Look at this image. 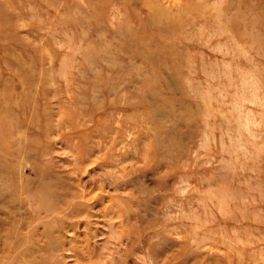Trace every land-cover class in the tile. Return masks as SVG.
Returning <instances> with one entry per match:
<instances>
[{
    "label": "rangeland",
    "instance_id": "1",
    "mask_svg": "<svg viewBox=\"0 0 264 264\" xmlns=\"http://www.w3.org/2000/svg\"><path fill=\"white\" fill-rule=\"evenodd\" d=\"M0 264H264V0H0Z\"/></svg>",
    "mask_w": 264,
    "mask_h": 264
},
{
    "label": "bare ground",
    "instance_id": "2",
    "mask_svg": "<svg viewBox=\"0 0 264 264\" xmlns=\"http://www.w3.org/2000/svg\"><path fill=\"white\" fill-rule=\"evenodd\" d=\"M7 122V121H6ZM13 128V127H12ZM9 130V129H8ZM4 184V183H3ZM6 184V183H5ZM3 186V185H2ZM44 192L43 190H41L40 188L36 189V191H33L31 193H29L30 195H33L35 199H37V202H40V205L42 207L45 206V202H46V193H42ZM42 193V194H41ZM29 196V195H28ZM32 199V198H31ZM34 200V199H33Z\"/></svg>",
    "mask_w": 264,
    "mask_h": 264
}]
</instances>
